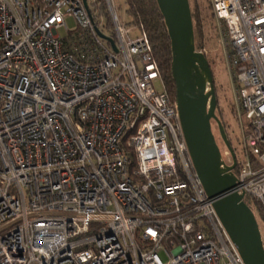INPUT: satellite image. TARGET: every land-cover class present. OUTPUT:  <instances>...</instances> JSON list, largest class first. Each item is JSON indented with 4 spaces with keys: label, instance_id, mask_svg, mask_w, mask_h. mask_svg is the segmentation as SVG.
<instances>
[{
    "label": "built area",
    "instance_id": "2783aa9c",
    "mask_svg": "<svg viewBox=\"0 0 264 264\" xmlns=\"http://www.w3.org/2000/svg\"><path fill=\"white\" fill-rule=\"evenodd\" d=\"M102 1L111 32L100 0H0V264H245L196 175L143 27ZM210 5L236 93L233 190L257 221L264 0ZM66 15L75 27L60 37ZM220 159L233 163L224 145Z\"/></svg>",
    "mask_w": 264,
    "mask_h": 264
},
{
    "label": "water",
    "instance_id": "95a60500",
    "mask_svg": "<svg viewBox=\"0 0 264 264\" xmlns=\"http://www.w3.org/2000/svg\"><path fill=\"white\" fill-rule=\"evenodd\" d=\"M156 3L170 40L175 101L193 168L244 263L264 264V247L255 216L243 195L233 190L235 154L216 114L217 97L210 64L194 44L189 0H156ZM99 35L116 49L112 38L100 32ZM212 122L217 125L223 145L232 153L233 163L228 167L220 166V149Z\"/></svg>",
    "mask_w": 264,
    "mask_h": 264
},
{
    "label": "rangeland",
    "instance_id": "374dc122",
    "mask_svg": "<svg viewBox=\"0 0 264 264\" xmlns=\"http://www.w3.org/2000/svg\"><path fill=\"white\" fill-rule=\"evenodd\" d=\"M191 7L194 9L195 4L198 3L199 9L202 12L200 19L202 20L203 36L197 39L199 49L205 54L210 63L213 72V79L216 88L217 97V115L220 117L225 127L227 137L231 140L234 146L238 144L240 131L234 115V107L236 103V93L234 82L226 69V53L227 44L225 36L224 25L217 21L210 14V0H190ZM114 6L117 8L118 14L126 19L124 9V0H112ZM207 8H206V7ZM204 8L207 10L203 12ZM65 27L57 30L60 37H66L68 30L75 27V20L71 15L65 16ZM212 131L215 136L216 142L220 149L223 148V142L220 139L218 128L215 122H212ZM258 224L261 229V235L264 241V224L257 218ZM161 258L165 261V257L160 253Z\"/></svg>",
    "mask_w": 264,
    "mask_h": 264
},
{
    "label": "trees",
    "instance_id": "16d2710c",
    "mask_svg": "<svg viewBox=\"0 0 264 264\" xmlns=\"http://www.w3.org/2000/svg\"><path fill=\"white\" fill-rule=\"evenodd\" d=\"M100 1H101V5L99 6V11L104 17L106 27L108 28L109 32H111L112 25L110 23L105 4L102 0ZM124 4H125L124 13L126 16L127 23L141 25L143 27V30L145 31L148 40L150 42L152 48V56L158 65L160 76L167 90V94L171 100H175V85L171 75L172 53H171L170 40L168 37V33L165 27L163 17L157 6L156 0H124ZM189 5H190V12H191V18L193 24V31H194V44L195 47L199 49L200 45H198L197 39L202 38L204 31L202 28L203 26L202 20L200 19L202 12L199 9L198 3L195 4L194 9L191 7L190 0H189ZM210 11H211L210 14L213 17L211 5H210ZM203 12L207 13V10L204 8ZM214 89L216 92L215 84H214ZM222 125L224 127L223 123ZM246 204L251 209L256 205L248 200L246 201ZM258 210H259V219L264 224V213L260 207H258Z\"/></svg>",
    "mask_w": 264,
    "mask_h": 264
},
{
    "label": "flooded vegetation",
    "instance_id": "af4514ba",
    "mask_svg": "<svg viewBox=\"0 0 264 264\" xmlns=\"http://www.w3.org/2000/svg\"><path fill=\"white\" fill-rule=\"evenodd\" d=\"M216 111H217V109H216ZM217 114V113H216ZM227 139H228V141L230 142V144H231V146L233 147L234 145H233V143L231 142V140L227 137Z\"/></svg>",
    "mask_w": 264,
    "mask_h": 264
}]
</instances>
